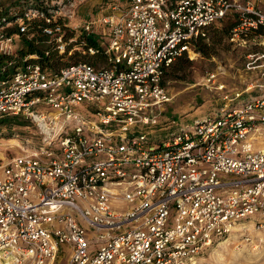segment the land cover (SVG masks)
Wrapping results in <instances>:
<instances>
[{
	"label": "built area",
	"instance_id": "built-area-1",
	"mask_svg": "<svg viewBox=\"0 0 264 264\" xmlns=\"http://www.w3.org/2000/svg\"><path fill=\"white\" fill-rule=\"evenodd\" d=\"M109 8L79 36L82 54L104 66L44 67L38 55H19L18 36L5 32L13 23L0 25V118H29L40 134L0 167V264H54L63 249L67 264H192L242 222L264 226V98H242L264 85L218 84L214 115L160 137L176 124L161 127L172 100L165 72L195 58L226 17L236 21L227 36L233 50H262L245 56L244 75L264 77V10L243 0ZM37 17L28 10L20 33L23 20ZM43 33L59 55L77 40L65 25ZM94 33L90 46L84 37Z\"/></svg>",
	"mask_w": 264,
	"mask_h": 264
},
{
	"label": "rangeland",
	"instance_id": "rangeland-1",
	"mask_svg": "<svg viewBox=\"0 0 264 264\" xmlns=\"http://www.w3.org/2000/svg\"><path fill=\"white\" fill-rule=\"evenodd\" d=\"M243 1L252 2L264 10V0ZM31 3L35 7L43 8L56 21L65 25L68 37L73 35L77 39L60 56L61 60L54 64L56 69L76 62L94 61L99 66H104L102 57L82 54L79 36L85 22L111 13V5L124 7L127 0H31ZM232 21L228 16L212 26L208 39L198 44L204 54L197 52L192 60L184 58L176 61L165 72L163 86L172 96V100L164 106L161 127H165L166 119L174 120L176 124L160 133V137L174 132L179 124H193L194 120L214 115L221 104V95L215 90L216 85L223 84L228 89L238 87L239 75L246 78V84L264 85V77L259 74L251 75L250 72L245 76L243 72L245 56L262 50H233L227 42V28ZM93 31L98 33L100 29L94 28ZM95 33L92 34L93 37ZM69 50L72 54H67ZM217 68L223 74L217 76L214 84L205 83L206 75L214 73ZM246 95L262 99L264 87H254ZM10 118L8 125L0 126V167L20 154L21 149L36 146L40 140L39 131L31 119L22 116ZM259 226L256 218L242 222L228 237L202 250L192 264H264V226ZM68 255L69 251L63 249L56 256L54 264H67Z\"/></svg>",
	"mask_w": 264,
	"mask_h": 264
},
{
	"label": "trees",
	"instance_id": "trees-1",
	"mask_svg": "<svg viewBox=\"0 0 264 264\" xmlns=\"http://www.w3.org/2000/svg\"><path fill=\"white\" fill-rule=\"evenodd\" d=\"M28 10L38 11L39 13H42L44 15V18L37 17L31 19L30 21L23 20L26 29L24 33H20L19 28L17 26L18 20L23 19L25 13H27ZM48 15L49 14L43 8L35 7L34 5H32L31 0H0V25L13 23V26L7 28L5 32L8 35L18 36V43L20 48L19 55H38V62L42 66L48 67L50 69H56L54 67V64L61 60L60 56H62L63 54L59 55L54 49V47H50L45 44V42L48 41V38L43 33V29L55 24L61 26L64 25L56 20L53 23H47L45 21V16ZM230 17L233 21L232 24L227 28V36L236 24L235 18L233 16ZM84 38L86 41H88V44L90 46H95L96 43L94 42V37L87 36ZM79 41H81V39H79ZM41 47L43 48L41 49ZM196 51L201 54H204V51L199 45H197ZM46 52L48 53V56L45 55ZM10 119V117L0 118V126L8 125L7 122Z\"/></svg>",
	"mask_w": 264,
	"mask_h": 264
},
{
	"label": "crops",
	"instance_id": "crops-1",
	"mask_svg": "<svg viewBox=\"0 0 264 264\" xmlns=\"http://www.w3.org/2000/svg\"><path fill=\"white\" fill-rule=\"evenodd\" d=\"M244 80H245V77H243L242 75H239V76L237 77V83H238L237 85H238V87H236V88L242 89V85L245 84V81H244ZM243 82H244V83H243ZM240 83H241L242 85H241ZM242 92H243V94H244V95L242 96L243 99L246 100V99L254 98V97H252V96H247V95H246L247 92H244V90H242Z\"/></svg>",
	"mask_w": 264,
	"mask_h": 264
}]
</instances>
